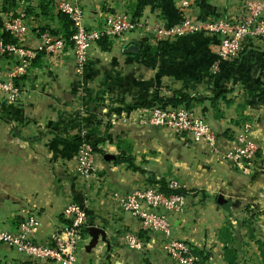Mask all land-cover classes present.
Listing matches in <instances>:
<instances>
[{"label": "crops", "instance_id": "obj_1", "mask_svg": "<svg viewBox=\"0 0 264 264\" xmlns=\"http://www.w3.org/2000/svg\"><path fill=\"white\" fill-rule=\"evenodd\" d=\"M74 1L85 26L99 25L107 12H123L139 25L107 48L93 45L81 74L75 71L70 46L39 54L17 79L18 98L0 97V225L13 230L35 214L40 221L35 239L43 241L67 226L62 211L76 202L85 210L87 225L105 232L104 240L99 236L86 250V231L77 248L79 264H176L163 250V236L142 229L140 219L113 199L114 192L124 195L159 186V180L174 181L185 191L186 202L181 212L168 214L172 238L206 256L202 264H242L249 247L245 220L251 209H264V38L248 37L238 58L218 61L217 35L188 34L166 41L168 48L162 51L142 26L171 24L182 13L229 17L241 0H155L138 17H133L138 0ZM56 4L0 0V22L21 16L26 31L17 43L35 47L40 32L64 34ZM129 45L138 52H124ZM13 64L11 56H0V78ZM180 93L190 97L180 105L202 115L216 133V153L167 127L135 120L142 104ZM244 121L251 122L252 137L260 145L248 167L219 157ZM84 134L94 146V168L87 177L76 172L80 142L75 137ZM129 233L139 236L143 249L127 245ZM25 262L14 247L0 243V264Z\"/></svg>", "mask_w": 264, "mask_h": 264}, {"label": "built area", "instance_id": "obj_2", "mask_svg": "<svg viewBox=\"0 0 264 264\" xmlns=\"http://www.w3.org/2000/svg\"><path fill=\"white\" fill-rule=\"evenodd\" d=\"M187 1L182 3L183 6ZM58 11L65 13L73 23V33L67 39L48 31L40 32L39 43L35 47H25L19 43L4 42L0 39V56H11L14 64L3 78H0V97L16 100L20 94L17 79L24 75L32 61L41 53L56 54L70 46L75 61V71L83 72L86 60L93 45L106 37L109 40L121 38L131 33L139 25L123 12H107L99 25L85 26L82 10L74 0H57ZM151 33L154 42L172 41L188 34L203 32L217 35V60L238 58L244 41L248 37L264 38V0H241L237 13L225 16H211L206 19L191 18L182 13L176 22L167 24L156 21L142 23ZM3 29L14 36H21L26 26L21 16L6 19ZM217 69V63L212 65ZM135 119L141 124L163 126L176 135H184L192 141L207 144L211 151L217 152L216 133L211 125L191 107L184 105L154 103L140 106ZM252 124L244 121L233 136L229 149L220 154L221 159L230 160L240 166H252L260 150L259 143L252 137ZM93 149L90 143L80 142L76 158V172L83 177L93 171ZM169 189H177L176 182L167 183ZM113 199L124 211L140 219L142 229L160 233L163 236V250L176 264H199L200 256L193 246L183 240L172 238L169 213L181 212L185 206V194L166 193L158 185L137 188L127 194L113 193ZM161 209V211H157ZM62 216L68 221L61 232H54L47 239L38 241L35 232L40 221L35 214L25 216L13 230L0 225V243L14 247L26 260L36 264L55 262L60 264H79L77 248L85 241L86 214L76 202L67 204ZM125 241L130 248L141 250L144 243L136 234L129 233Z\"/></svg>", "mask_w": 264, "mask_h": 264}, {"label": "trees", "instance_id": "obj_3", "mask_svg": "<svg viewBox=\"0 0 264 264\" xmlns=\"http://www.w3.org/2000/svg\"><path fill=\"white\" fill-rule=\"evenodd\" d=\"M155 0H138L137 1V6L135 8V11L133 13V17H138L140 16V13L143 9V7L147 4H153ZM57 16L58 19L60 20L61 24H62V28L64 30V34L62 35L65 38H69L72 33H73V23L72 21L69 19V17L63 13L58 11L57 12ZM0 39H2L4 42H10V43H17V36H14L12 33H10L9 31H6L3 29V24L0 22ZM98 43L101 45L102 48H107L111 45V40L107 39L106 37L101 38ZM168 48V44L166 41H160L158 42V49L159 50H166ZM190 97L187 96L185 93H180L179 97H172L169 99H163V98H154L144 104H142L141 106H152L154 103H163V104H171L173 106H177L180 105V103H184L187 102L188 99ZM75 140H77L78 142H88L91 144L92 149L94 150V146L92 144L91 139L84 135H78L75 137ZM115 161H121L118 157H115ZM129 165L132 166L131 161H128ZM159 184V188L161 190H163L166 193H179V194H185V191L182 188H177V189H169L167 187V183L164 182L163 180H159L158 181ZM196 253L200 256L201 258V262H199V264H202V260L206 257L204 255H202V253L200 251H197L195 249ZM24 264H36L34 262L28 261L25 262Z\"/></svg>", "mask_w": 264, "mask_h": 264}, {"label": "rangeland", "instance_id": "obj_4", "mask_svg": "<svg viewBox=\"0 0 264 264\" xmlns=\"http://www.w3.org/2000/svg\"><path fill=\"white\" fill-rule=\"evenodd\" d=\"M251 211L252 214L245 220L248 227L243 235L245 239L247 238L246 242L249 247L247 246L248 248L244 250L246 257L243 258L242 264H264V209L254 211L253 208Z\"/></svg>", "mask_w": 264, "mask_h": 264}, {"label": "water", "instance_id": "obj_5", "mask_svg": "<svg viewBox=\"0 0 264 264\" xmlns=\"http://www.w3.org/2000/svg\"><path fill=\"white\" fill-rule=\"evenodd\" d=\"M123 51L126 53H137L138 49L135 45H129ZM105 158L110 159V158H113V156L105 155ZM217 202L218 203L222 202L221 196H218ZM86 231L90 237V240H89L88 244L86 245V250L93 248L97 244L99 236H101V239H103V240L105 239L104 230L98 226H95V225L88 226Z\"/></svg>", "mask_w": 264, "mask_h": 264}]
</instances>
